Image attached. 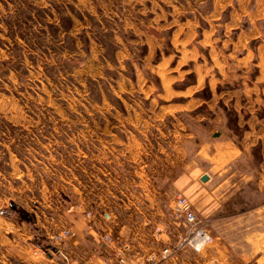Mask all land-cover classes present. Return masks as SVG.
<instances>
[{"label":"crops","instance_id":"crops-1","mask_svg":"<svg viewBox=\"0 0 264 264\" xmlns=\"http://www.w3.org/2000/svg\"><path fill=\"white\" fill-rule=\"evenodd\" d=\"M125 30L142 75L107 80L118 101L104 91L105 109L74 130L55 206L0 220L10 260L61 264L48 232L69 225L78 264H114L99 231L130 242L124 264H150L145 256L186 233L172 214L182 192L213 241L159 264H264V0H135ZM130 53L118 46L120 58Z\"/></svg>","mask_w":264,"mask_h":264},{"label":"rangeland","instance_id":"rangeland-1","mask_svg":"<svg viewBox=\"0 0 264 264\" xmlns=\"http://www.w3.org/2000/svg\"><path fill=\"white\" fill-rule=\"evenodd\" d=\"M134 19L135 0H0L2 223L55 206L71 173L74 130L105 109L104 91L118 101L107 80L142 75L125 30ZM120 45L131 53L120 58ZM2 244L0 264H25L10 260Z\"/></svg>","mask_w":264,"mask_h":264},{"label":"built area","instance_id":"built-area-1","mask_svg":"<svg viewBox=\"0 0 264 264\" xmlns=\"http://www.w3.org/2000/svg\"><path fill=\"white\" fill-rule=\"evenodd\" d=\"M70 209L90 224L96 218L95 211L87 208L81 202L71 203ZM172 214L174 218L184 222L186 233L180 236L173 244L162 248L159 253L145 256V263L159 264L160 261L164 262L187 249L200 252L207 244L213 241V236L209 231L208 221L197 214L192 202L184 193H175ZM105 217H108V214ZM71 236L72 230L69 225L63 226L59 230L52 229L48 232V238L52 244L51 252L58 259V263L78 264L77 259L72 256L69 247ZM97 237L105 247L109 248L114 264L126 263L128 259L127 251H130V242L115 236L109 231H99ZM41 251L37 246L32 248V254L34 255H38Z\"/></svg>","mask_w":264,"mask_h":264},{"label":"water","instance_id":"water-1","mask_svg":"<svg viewBox=\"0 0 264 264\" xmlns=\"http://www.w3.org/2000/svg\"><path fill=\"white\" fill-rule=\"evenodd\" d=\"M204 179H206V177H204Z\"/></svg>","mask_w":264,"mask_h":264}]
</instances>
